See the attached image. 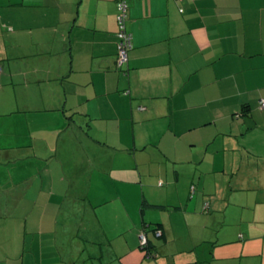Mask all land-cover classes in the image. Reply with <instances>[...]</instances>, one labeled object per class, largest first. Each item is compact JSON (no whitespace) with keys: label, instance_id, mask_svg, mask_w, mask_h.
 <instances>
[{"label":"crops","instance_id":"1","mask_svg":"<svg viewBox=\"0 0 264 264\" xmlns=\"http://www.w3.org/2000/svg\"><path fill=\"white\" fill-rule=\"evenodd\" d=\"M127 27L119 67L116 0H0V264H87L173 238L153 205L207 213L194 183L255 189L264 0H129Z\"/></svg>","mask_w":264,"mask_h":264},{"label":"rangeland","instance_id":"2","mask_svg":"<svg viewBox=\"0 0 264 264\" xmlns=\"http://www.w3.org/2000/svg\"><path fill=\"white\" fill-rule=\"evenodd\" d=\"M202 175L204 178L205 174ZM212 175L214 174L211 177ZM252 178L255 189L240 190L239 200L229 190H219L217 193L206 191L204 203L202 189L197 192L196 183L192 184L189 194L194 197L190 200L192 204L189 211L193 209L198 196L202 203L200 207L205 205L207 209L206 206H210L209 210L203 207L204 211H208L204 215L185 214L184 206L180 207L179 212L170 207L148 211V216L153 213L155 217L164 219L168 226L173 223L176 229L173 238H155L153 243L157 244L158 250H153V255L147 256V251L141 249L138 241L136 247L133 248L134 243H131L128 251L123 253L119 250L120 239L113 241L116 250L107 249L110 245L90 241V245H95L103 253L98 252L100 256L89 259L87 264H264V169L253 170ZM120 216L122 221L119 222L125 225L127 220L120 212L115 211L112 217L118 221ZM198 220L201 222L197 223ZM203 226L205 229H201ZM250 226L254 231L244 239L240 230ZM199 233L202 236L197 237ZM131 240L133 241L132 238ZM245 241L249 243L246 242L243 251ZM117 250L119 251L116 252Z\"/></svg>","mask_w":264,"mask_h":264},{"label":"trees","instance_id":"3","mask_svg":"<svg viewBox=\"0 0 264 264\" xmlns=\"http://www.w3.org/2000/svg\"><path fill=\"white\" fill-rule=\"evenodd\" d=\"M123 2H125L127 4V8L126 10H124L123 8L120 7V4H122ZM116 4H117V23H118V30L116 33V36L118 38L117 40V64L119 67H123L124 65H126L128 63L129 60V51L133 48V35L132 33L128 30L127 27V22H128V10H129V0H116ZM120 16H123V21L121 22V20L119 19ZM123 25V27H122ZM125 31V33L127 35H129L131 37V45L128 48V60L124 63H122V65H120L118 63V57H119V49H118V44L121 41L120 37H119V32L120 31ZM1 67V66H0ZM260 107L262 109H264L261 106V101H260ZM160 184H162V182H160ZM165 205H153V208H165ZM160 223H153V225H151L149 222H146L142 228L140 229L139 232V245L141 247V249L146 250L147 251V256H151L153 255V250H158V246L157 244H154L153 242L151 243V239L149 237V233L152 232L156 237H161L162 236V231L159 229ZM141 235H143L146 238V242L142 243L141 241Z\"/></svg>","mask_w":264,"mask_h":264},{"label":"built area","instance_id":"4","mask_svg":"<svg viewBox=\"0 0 264 264\" xmlns=\"http://www.w3.org/2000/svg\"><path fill=\"white\" fill-rule=\"evenodd\" d=\"M120 7L123 8L124 10H126L127 4L125 2H123L122 4H120ZM119 19L122 22L123 16H120ZM123 24H124V21H123ZM122 27H123V25H122ZM119 37H120L121 41L118 44V49H119L118 63L120 65H122V63H124L128 60V48L131 45V37L129 35H127L124 30L119 32ZM0 71H1V67H0ZM261 106L264 108V98L261 100ZM141 241H142V243L146 242V238L143 235H141Z\"/></svg>","mask_w":264,"mask_h":264}]
</instances>
